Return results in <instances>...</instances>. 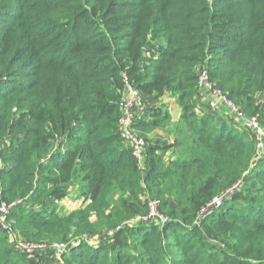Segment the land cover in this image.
Returning <instances> with one entry per match:
<instances>
[{"label":"trees","instance_id":"1","mask_svg":"<svg viewBox=\"0 0 264 264\" xmlns=\"http://www.w3.org/2000/svg\"><path fill=\"white\" fill-rule=\"evenodd\" d=\"M198 67L264 113V0H0V205L28 198L0 264H44L21 245L51 242L71 248L59 264H264V155L195 112ZM127 84L181 109L170 144L147 136L165 110L136 122L142 164L118 131ZM66 196L78 203L57 215L47 202ZM150 201L164 223L144 221Z\"/></svg>","mask_w":264,"mask_h":264},{"label":"built area","instance_id":"2","mask_svg":"<svg viewBox=\"0 0 264 264\" xmlns=\"http://www.w3.org/2000/svg\"><path fill=\"white\" fill-rule=\"evenodd\" d=\"M198 90L196 93L197 98H204L205 93H210L213 100L208 101L209 106L212 110H217L219 107L228 108L232 111L234 118H231L233 126L239 129L240 131L246 133H252L255 138V147H256V157L258 159L264 155V132L261 130L259 125V116L253 115L248 116L244 113L242 109L234 105L231 101L225 98L219 90H213V85L210 83L208 75L206 72H202L198 76ZM140 99V93L133 88L131 85L127 84L126 89L122 98L118 102L119 107V119H118V131L120 133L121 141L125 146L131 150L132 156L141 164L143 161V142L139 137L133 132V127L138 121V117L133 114L135 107L137 106ZM207 108V105H206ZM208 112L211 115H217L215 112ZM205 112V113H206ZM222 197L215 198L210 204L208 209L217 207L221 205ZM17 202L11 204L2 203L0 205V230H6L9 228L8 224L6 225V219L11 210ZM158 202L150 201L149 203V213L144 218L145 222H153L158 220L161 223L165 222V219L160 217L157 212ZM206 213V211H204ZM22 247H26L21 245ZM43 246V245H41ZM60 248L57 253H62L65 250V247L68 248V245H58ZM57 247V245H56ZM44 248V247H43ZM55 253V254H57Z\"/></svg>","mask_w":264,"mask_h":264},{"label":"rangeland","instance_id":"3","mask_svg":"<svg viewBox=\"0 0 264 264\" xmlns=\"http://www.w3.org/2000/svg\"><path fill=\"white\" fill-rule=\"evenodd\" d=\"M147 50L148 51H152V50H155V47L151 44V45H148L147 46ZM145 59H147L148 60V58H145ZM146 61V60H145ZM144 61V62H145ZM205 70L204 69H202V67H198V70H197V75L199 76L202 72H204ZM206 72V71H205ZM199 73V74H198ZM212 85H213V90L215 91V90H218L215 86H216V83H213L212 82ZM259 97V96H258ZM212 98V96H211V94L210 93H205V95H204V98H203V101H202V106H203V109L205 108V110H204V112H206V111H208V112H213L214 110H212L211 108H210V106H209V102L208 101H211V100H213V99H211ZM263 99V98H262ZM260 101V100H259ZM196 103H197V100H196V98L194 99V102H193V104H195V108H196ZM146 105H151V103H149L148 101H146V99H145V97H142L141 95H140V99H139V102H138V104H137V106L135 107V111L133 112V114L135 115V116H137V115H144V114H148V116H149V111H150V108H146V110L143 108V106H146ZM206 105H207V108H206ZM235 105V104H234ZM179 107V106H178ZM195 108H194V110H195ZM158 109V108H157ZM179 109H180V107H179ZM164 110V109H163ZM264 111V110H263ZM148 112V113H147ZM196 112V111H195ZM208 112H206V113H208ZM215 112H217L216 114L217 115H212L214 118V121L213 122H215V123H218L219 122V120L220 121H224L225 120V122H227V121H230L231 120V118H234V115H233V113H232V111L230 110V109H228V108H224V107H219L217 110H215L214 111V113ZM197 114H198V112H196ZM259 115V125H260V128H261V130L264 132V123L262 124L261 123V121L262 122H264V113H262V114H258ZM200 116V115H199ZM149 119V118H148ZM147 119V120H148ZM179 121V120H178ZM178 121H176V122H172V120L170 119V120H167V121H164L157 129H154V130H150V132L148 133V132H146V133H148L147 134V136H148V139H160L161 141V143H163L164 144V141L165 140H169V138H167V137H170V135L173 137V139H174V137H177V132H176V129H177V126H178ZM231 122V121H230ZM136 125V124H135ZM134 125V127H133V132L137 135V137H139L140 138V140L143 142V145H144V148H143V154L146 152V149H147V143H145V141H144V137L142 136V132L137 128L136 129V126ZM232 125V124H231ZM154 133V134H153ZM248 134V136H249V138H251V141H255V138H254V136L252 135V133H247ZM159 135H162V137H160ZM142 136V137H141ZM165 136V137H164ZM173 139H172V141L170 142V143H172L173 142ZM155 141V140H154ZM263 142H264V139H263ZM123 143V142H122ZM257 155V154H256ZM143 157H144V155H143ZM170 160V159H169ZM169 160H164L165 162H168ZM142 163H144V159H143V161L141 162V164ZM238 186H239V184L236 186V187H234L232 190H230L226 195H231L232 193H233V191L235 190V189H237L238 188ZM223 198V197H222ZM27 199V200H26ZM39 201H40V199H38ZM26 201H28V198H23V199H18V200H16L15 202H17L18 204H23V203H25ZM78 203V198H73V197H68V196H66L65 197V199L64 198H60L58 201H54V200H48V202H47V205L50 207V208H57L58 207V209H59V212H57V215H59V214H64V209H70V208H72V207H74L76 204ZM222 203V202H221ZM17 204V205H18ZM220 206V205H219ZM219 206H217V207H213L212 209H216V208H218ZM203 215V214H202ZM6 225H7V221H6ZM9 226V225H8ZM0 233L1 234H7V233H9V235L12 237V238H14V234H13V232H11V227H7V229L6 230H0ZM8 235V234H7ZM94 236H97V237H100L101 235H99V234H94V235H92V237H94ZM107 237L106 238H104V239H101V240H99L100 242H104V243H107ZM98 241V242H99ZM56 245H57V247H56ZM58 245H60V244H58L57 242H51L50 243V245L49 244H47V245H43V246H32V247H23L22 249H23V251L24 252H27V253H32V254H29V255H40V256H43V258H44V264H59L60 263V260L59 259H57V256L56 255H54L55 253H57L58 252V250H59V246ZM44 247V248H43ZM71 249V248H70ZM69 248H67V247H65V251H68V252H66L65 254H69L70 253V250Z\"/></svg>","mask_w":264,"mask_h":264},{"label":"crops","instance_id":"4","mask_svg":"<svg viewBox=\"0 0 264 264\" xmlns=\"http://www.w3.org/2000/svg\"><path fill=\"white\" fill-rule=\"evenodd\" d=\"M195 98L197 100L195 111L198 112V114L201 116V115H203L205 113L204 112L205 108L203 109V106L201 105L202 101H203V98H197V97H195ZM146 101L151 103V105L143 106V108L145 110H146V108L147 109L148 108H150V109H152V108L157 109L158 108V109H162V110L164 109L168 113V116L170 117V119L172 120L173 123L178 121V120H180L181 109H179V107L177 105V102L173 98H166V99H164L162 101H156L154 98H147ZM144 116L146 117V120L149 117L148 114L137 115L138 121L141 120ZM232 125H234V124H232ZM159 136L162 137V135H159ZM167 138H169V140L168 139L165 140L164 143L170 144V142L172 141L173 137L170 135V137H167ZM149 140L150 141H154V140L155 141H161L160 139H153V140L149 139ZM171 157H172V154H165L164 155V160H169Z\"/></svg>","mask_w":264,"mask_h":264}]
</instances>
